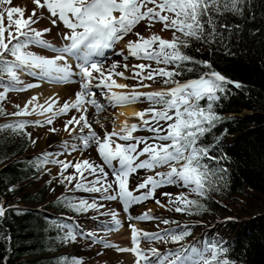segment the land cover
<instances>
[{
	"label": "snow or ice",
	"instance_id": "1",
	"mask_svg": "<svg viewBox=\"0 0 264 264\" xmlns=\"http://www.w3.org/2000/svg\"><path fill=\"white\" fill-rule=\"evenodd\" d=\"M32 3L35 7L31 15L25 18V7L13 6V0H0V102L7 98L9 92H25L40 87L38 83L25 84L18 72L54 84L78 83L79 90L75 92L73 100L63 104H59L54 97H49L44 104L38 103V97H31L23 108L16 105L19 110L11 115L27 117L38 113L45 117L43 122L17 119L0 125V131L11 130L17 135H27L35 144L37 139L26 132L27 127L52 125L56 118L75 110L79 115H72L63 127L70 136L77 132L78 127L80 135L73 136V139L79 140L80 146L65 141L62 151L42 153L34 165L38 171L45 165H59L58 182L65 188L72 185L70 191L100 193L102 200H118L125 213H129L134 205L154 200L169 211L199 215L205 210L201 199H206L210 191L216 190L214 178L222 179L218 173L227 171L213 169L205 162L217 158L210 155L209 147L202 145L201 141L221 121L220 115L214 111V105L221 100L222 94L227 93V86L233 85L239 89L242 84L214 70L209 61L197 60L185 50L196 41L216 45L218 51L223 49L227 54L235 55L231 52L232 41L239 42L245 25L255 19L252 0H32ZM45 10L53 26L62 24L67 30L62 34L65 43L61 46L44 38L51 28L38 30L33 27L44 19ZM234 20L242 23H233ZM142 22H147L148 28L156 23L161 24L162 31H171V39H164L155 33L145 38L134 31ZM258 32L259 29H256L252 34ZM129 34L136 39L127 41V51H115L116 45ZM30 46L47 49L54 55H37L27 50ZM109 50L122 56L125 61L132 57L147 63H124L125 71L131 73L125 76V72L117 71L120 67L118 62L111 63L110 67L105 66L102 58H106ZM70 60L73 63H69ZM153 64L156 66L153 67ZM185 73L193 74V78L181 82L178 78ZM114 77L135 80L137 84L117 83ZM146 81L162 82L171 87L141 91L151 88ZM94 89L100 90V96L107 104L101 102ZM202 101L205 103L202 104ZM145 102L149 107L132 113L138 123L129 124L125 119L118 131L115 128L110 132L105 130L102 136L97 134L88 119L89 108L95 109L98 115L108 108ZM3 114L5 111L0 108V115ZM96 123L100 124V121L96 120ZM100 126L104 127L103 124ZM85 129L87 134H84ZM49 131L55 132L56 129L50 128ZM141 131L151 135H135ZM92 146H95L102 164L88 159L75 162L59 159L65 153L71 155ZM105 167L110 171H105ZM163 167L168 170L155 172L137 184L135 189H130V178L139 170L154 171ZM69 169L73 171L66 175ZM47 183L51 184L52 181ZM167 186L187 189L188 193L200 199H191L183 191L175 195L161 192V196L167 197V203H162L156 198V192ZM58 199L77 214L90 210L99 212L104 207L95 199L91 202L68 197ZM6 213L7 209L0 204V220L5 218ZM100 215H110L108 231L119 230L121 221L117 212ZM128 218L160 220L164 225L175 223L177 227L148 232L129 224L130 248L97 240L94 233L85 232L78 224L56 223L55 227L64 232L60 237L64 244H75L80 237L91 243L103 244L106 249L131 253L135 257L134 264H233L226 255V246L220 241L201 243L193 240L189 245L181 244L192 235L187 225L181 227L174 220L153 216L151 210L135 217L129 214ZM3 238L11 239L10 236ZM142 241H170L180 247L161 252L155 247H141ZM54 259L55 264H83V260L75 255Z\"/></svg>",
	"mask_w": 264,
	"mask_h": 264
},
{
	"label": "trees",
	"instance_id": "2",
	"mask_svg": "<svg viewBox=\"0 0 264 264\" xmlns=\"http://www.w3.org/2000/svg\"><path fill=\"white\" fill-rule=\"evenodd\" d=\"M252 5L255 19L245 25L239 42L232 41L231 52L235 55L223 49L218 51L216 45L196 41L185 50L197 60L209 61L214 70L242 84L239 89L227 86V93L214 105L221 121L201 141L209 147L210 155L217 158L205 162L213 169L227 171L218 173L222 179L214 178L216 190L201 199L205 210L192 215L195 217L204 213L220 214L227 209L223 201L233 199L244 188L258 192L264 203V0H252ZM256 29L259 32L253 35ZM189 78L193 74L185 73L178 79L183 82ZM8 107L5 100L0 102V108L5 111L0 115V125L21 119L7 118L11 113ZM26 132L30 133L27 128ZM30 144L27 135L0 131V204L7 209L5 218L0 220V264H55L56 257L72 256L64 250L67 244L60 240L64 232L55 227L66 218L48 216L41 207L25 203H44L58 213L72 211L58 199L72 198L71 194L48 199L47 182L35 190L29 189L43 170L38 171L34 166L38 157L27 154ZM9 188L14 190L8 191ZM189 198L200 199L195 194ZM239 226L233 238L223 243L227 257L233 264H264V210L244 219ZM6 236L11 239H4Z\"/></svg>",
	"mask_w": 264,
	"mask_h": 264
},
{
	"label": "rangeland",
	"instance_id": "3",
	"mask_svg": "<svg viewBox=\"0 0 264 264\" xmlns=\"http://www.w3.org/2000/svg\"><path fill=\"white\" fill-rule=\"evenodd\" d=\"M13 6H21L26 8L25 12V18H27L28 15H31V12L35 5L32 3V0H13ZM38 14H39V10ZM49 14L44 11V19L40 20L39 23L33 25V27L37 28L38 30H42L44 28H51L50 33H46L44 38L51 42L52 44H61L63 42L62 34L67 31L62 24H59V26H53L51 24L50 19L48 18ZM162 25L159 23H156L151 28L147 27V22H142L140 25H138L135 28V32H139L142 36L145 38L151 36L153 33L161 36L164 39H171L172 33L171 31H162L161 30ZM136 37L132 34H129L124 38L123 41L119 42L116 45L115 51H118L120 49H126L125 45L128 40H135ZM65 43V42H64ZM27 50L34 52L37 55H43L46 57H51L54 55L47 49H42L38 46H30ZM37 52V53H36ZM10 58V57H9ZM104 59V63L106 67H110L111 63L108 64L109 60L115 62H118L120 64V67L117 68V71L125 72V76L131 75L130 72L125 71L123 68L121 62L128 63L129 65L132 64H138V63H147L146 61H139L132 57H129L128 60H124L122 56L115 55L113 50H109L106 52V58ZM156 65L153 64V67ZM25 72H18L20 80L24 81L25 84L27 83H38L41 86H45L49 82H46L44 80H41L38 77H32L29 75H25ZM117 81V83H120V81L123 79L121 77H114ZM6 79V78H5ZM74 79H78L75 78ZM126 83L128 85H135L137 84V81L135 80H126ZM146 83L151 84V88L149 89H142L141 91H151V90H157L164 87H171V85H164L162 82H148ZM76 85V87H79L78 83H71V84H56L57 86H63L60 90H64L67 86L70 85ZM32 88L25 92H16L12 91L9 92L7 95V98L5 101L9 105L8 109L11 110V113H9L6 117L7 118H23L29 121H36L40 120L43 122L45 119L44 116L39 115L38 113H33L30 116L27 117H15L11 114L13 112L18 111L19 109L14 106L19 105L20 108H23L24 104L30 100L31 97L36 96L38 97V103L44 104L45 101H43V98L40 96L39 88ZM68 88V87H67ZM38 90V92H35V90ZM2 90V89H0ZM94 91L97 92V94H100V90L94 89ZM36 94V95H35ZM100 98V96H98ZM102 97V96H101ZM72 99L70 97H60V103H64L65 101H71ZM104 103V102H103ZM104 104H107V101H105ZM139 106L140 110H143L147 107H149L148 103H139L136 104ZM115 109L108 108L107 112H112ZM72 110L68 115L66 116H60L56 118L52 125L45 124L43 127L39 126H29L27 127L28 131L32 134L34 138L37 139V142L33 144L31 142L27 154L34 155L36 157H40L42 153L45 152H58L62 151V145L65 141H67L69 144H76L80 146V141L73 139V136L80 135L77 127V132H74L72 136L68 134L64 130V122L69 119V117L73 114ZM76 115V114H73ZM88 119L89 122L92 124L93 129L97 125L96 120L98 119L97 114H93L88 112ZM78 116V115H77ZM113 120V118H112ZM15 121V120H14ZM137 123V122H133ZM116 127V125L114 126ZM50 128H55V132H50ZM107 131H111L113 129V125L109 123L106 126ZM84 134H87V129H85ZM98 135H103L102 131H99L97 133ZM135 135L138 136H150L151 133H148L146 131H141L135 133ZM143 147V145H141ZM77 153V154H75ZM59 159L62 160H71L75 162L76 160L80 159H88L90 161H93L97 164H102V160L100 159L98 153L95 150V146H92L88 149H84L80 152H73L71 155L65 153L64 155L59 156ZM140 159H146V157H140ZM168 169L166 167L163 168H157L154 171H148V170H139L137 174H134L135 177L130 178V189H135L136 185L142 182V180L146 179L150 175H154L155 172H166ZM73 170L69 169L67 174H70ZM105 171H110L107 167H105ZM59 165H45L43 170H41L38 174V177H36L35 183L31 186H29V189L35 190L36 187L39 185L47 182L52 181L51 184H49V193H48V199L55 197L60 194L69 193L71 194L72 198H75L76 200L79 199H86L89 202L92 200H96L97 203L103 204L104 207L99 209V212L96 210H90L88 213L84 214H77L75 212L66 211L62 212V215L66 217V220L64 223L68 224H78L79 227L84 230L85 232H91L95 234V238L97 240H103L105 242L114 244L119 246L120 241L117 240V243H114L113 241H116V237H119L118 235L115 237L113 233L115 231H108L107 229L111 226V218L110 215H100V213H109L111 211H115L118 213V218L121 221V225L126 230L124 231L125 234L128 236H131V231L129 228V224H135L136 222V228L139 230L148 229V232H162L164 229H175L177 225L175 223H170L169 225H164L160 220H151V221H138L135 219L129 220V214L132 217L138 216L142 214L143 212L147 210H151V214L156 217H160L162 219H169L176 221L181 227L184 225H187L191 231L192 235L187 237L184 241L181 242V244L189 245L193 242V240H198L201 243L205 241H220L222 244L224 242H227L233 238L234 233L236 230L240 228V223L244 219L252 218V216L261 213L264 210V203L259 198V193L244 188L241 192L237 193L233 199H228L226 201H223V204H226L225 210H222L220 214H207L204 213L200 217H195L192 215H188L186 213H177L175 211H169L167 208H161L159 205L155 203L154 200H148L145 201L142 204H137L132 206L129 209V213H125L123 210L122 204L117 201H107L100 199L101 194L100 193H89V192H83V191H70L69 188H72V185H69L68 188H65L64 185L60 184L58 182L59 176ZM55 178V179H54ZM92 177H89L91 179ZM111 180V176L109 177ZM188 193L187 189H183L179 186H167L165 188L159 189L156 192V198L161 200L162 203H167V197L161 196V192H169L172 194H178L180 192ZM138 194V193H137ZM189 196L191 195L188 193ZM23 203V202H21ZM32 206H39L44 210V214L48 216H55L57 213L54 211L51 207H48V205L40 202H25ZM228 218H234V219H228ZM237 227V228H236ZM113 240V241H109ZM130 241L126 242V245L130 247L131 237L129 238ZM90 245V246H89ZM141 247L147 249L151 247H155L159 249L161 252H167L170 250H175L180 247L179 244H175L172 242H162V241H142ZM67 251L68 255H75L77 257H80L83 260V264H134L135 257L128 252L121 253L116 251L113 248H104L103 244L100 243H91L89 240L83 239L78 237V240L75 244H67V246L64 249ZM99 253V254H98Z\"/></svg>",
	"mask_w": 264,
	"mask_h": 264
},
{
	"label": "bare ground",
	"instance_id": "4",
	"mask_svg": "<svg viewBox=\"0 0 264 264\" xmlns=\"http://www.w3.org/2000/svg\"><path fill=\"white\" fill-rule=\"evenodd\" d=\"M63 45V44H62ZM127 51V49H125V52ZM115 62V60L113 61H110L108 62L109 63H113ZM69 63H72V61L70 60ZM121 64L123 65L124 63L121 62ZM120 83L122 84H127L125 80H121ZM61 87L63 86H57L56 84L54 83H48L46 84L45 86H41L39 88V92L38 90L36 89L35 92H38L40 94V96L43 98V101H46L48 100L49 97H54L56 99H58L59 101V104H63L62 102L60 103V97H70L72 100L75 98V92L79 90V87H76V85H70V86H67L64 90H60ZM142 90V89H140ZM118 91H125V90H118ZM36 95V94H35ZM98 96H100V94H98ZM100 100L101 102L105 103L106 100L103 99V97L100 96ZM140 110L139 109V106L136 105V104H129V105H126V106H122V107H118V108H115L114 111H110V112H107V111H104V112H101L100 114L97 115L98 119L100 121V124H103L104 127L101 128L100 124H97L95 127H94V130L98 133L99 131H102V133H104V131L107 129L106 126L111 123L113 125V128H115L117 131L120 129L122 123L125 121V119L128 120V123L129 124H132L133 122H137L138 123V120L137 118L133 117L132 116V113L136 112ZM89 112L90 113H93V114H96L95 113V109L93 108H89ZM119 113H124V115H119ZM73 114H76V115H79L78 113H76L75 111H73ZM72 114V115H73ZM71 118V117H69ZM113 118V120H112ZM116 125V127H114ZM112 131V129H111ZM77 154V153H75ZM132 177H135L134 175ZM111 218V217H109ZM138 223V222H136ZM136 223L133 224L136 226ZM126 229L122 227L119 228V230L115 231V233H113V235H115V237L118 235L119 237H116V241H120L121 245L120 247L124 248V247H128L126 245V242L130 241V237L131 236H128L127 235H124L125 234V231ZM142 231H148V229H143ZM124 233V234H123ZM131 247V245H130ZM128 247V248H130Z\"/></svg>",
	"mask_w": 264,
	"mask_h": 264
}]
</instances>
